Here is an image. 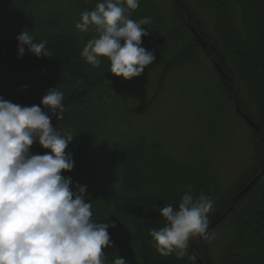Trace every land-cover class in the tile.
Returning <instances> with one entry per match:
<instances>
[{
    "label": "trees",
    "instance_id": "obj_1",
    "mask_svg": "<svg viewBox=\"0 0 264 264\" xmlns=\"http://www.w3.org/2000/svg\"><path fill=\"white\" fill-rule=\"evenodd\" d=\"M181 1L140 0L130 13L133 20L149 18L143 26L149 34L141 46L156 57L131 78H136L132 89L143 88L147 75L156 76L159 93L141 105H128L117 99L126 82L109 72L110 62L102 58L99 67H92L80 55L95 32L81 33L75 24L98 0H0V98L32 106L40 105L49 88L63 93L61 118L53 116L51 123L62 135L73 134L66 151L74 167L62 175L86 186L94 221L115 224L108 229L113 246L103 250L104 264H113L117 256L126 264H198L190 251L192 239L181 259L157 253L149 230L164 224L159 209L178 206L186 192L204 194L214 201L211 222L262 164L261 136L236 112L212 58L186 23L188 13L231 78L241 112L264 132V0ZM22 30L34 42L47 41L52 57L37 58L27 46L18 57L16 36ZM171 76L180 79L179 94L195 126L177 152L136 133L131 119L162 94ZM238 126L245 130L248 155L226 185L219 181L211 151ZM49 151L35 142L30 147L31 154ZM194 250L202 264H264V171L207 236L196 241Z\"/></svg>",
    "mask_w": 264,
    "mask_h": 264
},
{
    "label": "clouds",
    "instance_id": "obj_2",
    "mask_svg": "<svg viewBox=\"0 0 264 264\" xmlns=\"http://www.w3.org/2000/svg\"><path fill=\"white\" fill-rule=\"evenodd\" d=\"M139 2L98 0L93 10L81 13L75 28L95 32L80 53L86 63L99 67L106 58L109 72L124 79L138 77L152 64L154 53L141 46L150 20L130 18ZM16 40L18 57L25 46L37 58L52 57L47 41L34 42L27 31ZM63 99L56 86L40 105L0 98V264H104L103 250L113 246L108 229L115 224L94 221L86 186L62 175L74 167L66 151L73 134L62 135L51 123L53 116L61 118ZM34 142L50 151L31 154ZM213 205L209 196L186 192L178 206L160 208L164 224L149 230L157 253L181 259L191 239L207 236ZM113 264L126 261L117 256Z\"/></svg>",
    "mask_w": 264,
    "mask_h": 264
},
{
    "label": "rangeland",
    "instance_id": "obj_3",
    "mask_svg": "<svg viewBox=\"0 0 264 264\" xmlns=\"http://www.w3.org/2000/svg\"><path fill=\"white\" fill-rule=\"evenodd\" d=\"M158 1L161 3V0ZM151 77L148 79L147 75V81L143 88H139L143 85L138 83V90L132 89V86H136V78L134 80L125 79L126 88L118 93L117 99L132 105L134 103L139 104L156 92L159 93L156 87V76ZM180 84L178 76H171L169 81L165 83L166 87L162 94L155 97L153 103H149L148 107L141 112L131 116L134 121L132 128L136 133L144 134L149 139L159 141L174 152L183 149L195 128L192 123L193 116L185 111L187 104L180 97ZM132 92L136 95H133ZM113 95H115V91ZM211 152L215 155L213 160L218 171L219 181L227 185L236 177L248 155L245 130L238 126L224 143L218 142L217 145H214Z\"/></svg>",
    "mask_w": 264,
    "mask_h": 264
},
{
    "label": "water",
    "instance_id": "obj_4",
    "mask_svg": "<svg viewBox=\"0 0 264 264\" xmlns=\"http://www.w3.org/2000/svg\"><path fill=\"white\" fill-rule=\"evenodd\" d=\"M174 1H179L182 4L181 0H174ZM187 13V12H186ZM187 27L190 30V32L192 33V35L194 36L196 42L199 44V46L203 49V51L205 52V54L209 57L212 58V63L216 69V71L218 72V74L220 75L226 90L228 91V93L232 96L233 98V102H234V108L236 110V112L242 117V119L246 122V124L251 127L253 130H255L262 138L263 141V145H264V132L263 129L260 125H258L256 122H254L252 119H250L248 116H246L244 113L241 112L239 106H238V101H237V95H236V91L235 88L233 86L232 80L231 78L226 74V72L217 64V62L215 61V59L212 57V51L210 46L202 40V38H200V36L198 35V33L196 32V30L194 29L190 17L187 13ZM264 171V150H263V158H262V164L260 167L259 172L256 174V176H254L242 189H240L232 198V200L230 201L229 205L224 209V211L222 213H220L214 220H212L211 222H209V226L207 229V233L209 231H211L232 209L233 207L236 205V203L240 200V198H242L244 196V194L254 185V183L259 179V177L261 176V174ZM200 238L202 237H197V238H193L192 242L190 244V251L194 254L198 264H202V262L200 261V259L196 256L195 254V250H194V246L196 241H198Z\"/></svg>",
    "mask_w": 264,
    "mask_h": 264
}]
</instances>
